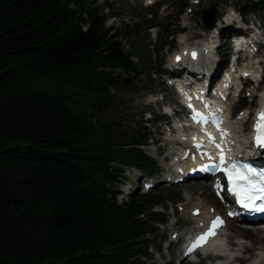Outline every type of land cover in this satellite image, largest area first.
Listing matches in <instances>:
<instances>
[{"label": "trees", "instance_id": "trees-1", "mask_svg": "<svg viewBox=\"0 0 264 264\" xmlns=\"http://www.w3.org/2000/svg\"><path fill=\"white\" fill-rule=\"evenodd\" d=\"M245 3L264 11V0ZM103 11L88 0H0V264H142L145 234L166 222L138 217L167 199L160 192L116 201L122 167H159L143 151L152 128L112 137L95 117L113 103V71L143 65L119 41L127 27L111 32ZM155 42V53L169 44Z\"/></svg>", "mask_w": 264, "mask_h": 264}, {"label": "rangeland", "instance_id": "rangeland-1", "mask_svg": "<svg viewBox=\"0 0 264 264\" xmlns=\"http://www.w3.org/2000/svg\"><path fill=\"white\" fill-rule=\"evenodd\" d=\"M214 1L217 3V6L215 10L216 20L213 27L207 30H200L198 27V17L200 16L202 8L206 6V0H187V6L184 12L180 11V5H185L186 3L184 0H88V5L90 7L95 6L104 9L103 13L106 16L105 27L110 29L111 32L123 30L124 26L127 27L125 29V35L119 38L122 44L128 46L125 49L123 48L125 52H130L132 49L131 45H133L138 49L139 53H143V65L139 64L136 59L132 60L135 64L137 62V74L128 75L120 70L113 71L114 74H119L120 76V79H118L116 84L109 90V97L113 103L100 106L98 111L94 113L95 117H98L109 126L113 131L112 137H115V133L118 135L120 134L118 128L121 130L127 127L136 128L141 124L142 126H152L151 132L154 134L157 142H153L154 137L149 138L150 142L143 148V151L158 162L160 174H157V180L163 179L161 176L170 171L175 162L174 155L178 153L180 147V145L176 143L178 142L176 138H179V135L177 133L171 132L172 134H170L168 132L171 131V127L175 128V123L171 125L168 120L167 122H160L154 125L152 119H149L158 115L165 116L157 103H154L152 99L158 102L160 97H165L168 103H174V97L171 96L173 90L166 85L165 80H163V78L167 77V73H169L167 68L171 69L172 56L183 47L195 46L199 50L200 58H204L205 62H209L210 64L209 57L213 54V57L218 59L222 65L223 58L221 56L226 51L223 50L222 46L219 48L217 47L219 44H224L226 41V30L232 27L233 22H236L238 25L235 31L238 29L245 31L237 19L246 22L249 26H256V23H258L264 28V23L258 22L264 20V11L252 9L250 5L248 6V3H245V0ZM252 1L255 2L256 0ZM241 4L245 7L243 11L248 7V10L242 15L237 11V6L240 7ZM148 20L151 21L152 25L150 26H152V28L147 26V24H149ZM214 28L215 34L212 38L210 31ZM220 35H223V41L218 38ZM155 39L157 40L155 44L158 45V47L162 45L161 41L163 39H165V42L169 43V45H165L161 51L155 53L151 47V44H153L151 42ZM195 41L196 43H194ZM207 47L210 48L211 53L206 55L203 51H205ZM199 60L204 61L203 59ZM251 60L252 64H250V67L253 64L256 65L254 66L255 69H252L254 75H256V71L262 72L264 69V46H261V49ZM247 62H249V60L245 61L244 65L248 64ZM263 89L264 82L258 90ZM247 92L252 96L249 97L242 93L238 102V107L242 105L238 111L240 112L238 116H241V112L244 113V110H247L248 107L254 106L257 103L258 93L253 83H251ZM161 93L164 94L161 95ZM253 93L255 94L254 97ZM160 103L163 104L162 101ZM147 104H149V107L146 106ZM144 112L148 114H144ZM146 119L150 121L148 124L144 123ZM164 119L168 118L165 117ZM231 120L230 124H232ZM233 122H235L233 126L239 125L237 120ZM247 124L248 122L241 127L244 128ZM156 128L158 133L156 132ZM121 170L124 172L125 179L115 188L117 202L121 200L126 201L132 196L145 193V190L142 188V182H144L145 179L153 180V176L141 174L133 167H122ZM193 185L199 186L197 192L193 191ZM146 191L149 193L160 192L167 199L162 205L153 206L145 210L139 215V218L143 220L151 212L161 211V207L164 210V216L168 218V222L165 225H155L158 231L154 238L149 241L150 243L148 246L153 249L155 256L156 254L159 256L160 252L167 254L162 256L161 261H159L161 264H176V259L179 257L178 247L182 242L183 235L194 226V222L191 221L193 217H189V211L193 205L197 204V196H200L201 200L205 201L207 205L215 208L218 212H220L222 206L211 194L209 184L206 183L188 182L170 187L166 184H160L156 188H150ZM188 196L191 197L189 202L187 201ZM176 208L181 211L176 210ZM172 212L174 215H172ZM173 220H175V224L172 226L171 223ZM231 225L234 226L235 224L231 223ZM171 227L174 231H172ZM172 232L181 235V237L177 240L173 239L174 242L169 243L170 233ZM235 241L236 240H234L232 244L233 248ZM160 243H163L165 246L163 250H160ZM167 243L170 247L164 250ZM249 247V249H240L247 250V254L249 255V258L243 255L245 264H251L258 252L257 244ZM236 255H239V253ZM152 258L153 256L150 258L142 257L139 258V260L143 264H153ZM183 264L188 263L184 262Z\"/></svg>", "mask_w": 264, "mask_h": 264}, {"label": "snow or ice", "instance_id": "snow-or-ice-1", "mask_svg": "<svg viewBox=\"0 0 264 264\" xmlns=\"http://www.w3.org/2000/svg\"><path fill=\"white\" fill-rule=\"evenodd\" d=\"M193 58H195V53H193ZM177 59H179V57H177ZM244 75L247 76L248 73H244ZM188 107L192 109L193 114L191 118L194 122L201 124L207 122V118L202 113L196 111L191 103L188 104ZM241 115H244V113H241ZM213 123H217L216 118L213 119ZM218 131L221 132L222 137L226 134L224 133V130L219 129V127ZM253 131L255 133L253 137L254 145L258 148L264 149V108L259 109L257 113L256 121L253 124ZM206 135L208 136L209 142L215 144L217 149H220L218 153L219 162L205 164L194 171L223 173L228 182L227 191L235 197L236 204L245 210L264 212V168L258 169L249 162H241L235 159L232 160L231 163H227L221 145L215 143V137H213L211 133H206ZM193 141L195 147L199 148L202 146V142L195 143V136L193 137ZM203 155L208 156L210 161L212 160V157L208 153H204ZM214 187L220 188L221 182L216 181ZM229 215L233 216L236 215V213L229 212ZM222 224V219L216 217L212 221L211 227L206 232L196 237V240L189 248V251H192L193 248L205 243L208 237L214 236L216 234L214 229Z\"/></svg>", "mask_w": 264, "mask_h": 264}, {"label": "bare ground", "instance_id": "bare-ground-1", "mask_svg": "<svg viewBox=\"0 0 264 264\" xmlns=\"http://www.w3.org/2000/svg\"><path fill=\"white\" fill-rule=\"evenodd\" d=\"M218 25V24H217ZM216 25V26H217ZM233 31V29H232ZM240 31H242L241 29H238L237 32L239 33ZM210 34H212V38L213 35L215 34V28L213 30L210 31ZM213 43V42H211ZM213 46V45H211ZM210 47V46H209ZM207 47L205 51V54H209L211 53L210 48ZM215 48V47H214ZM212 56V55H211ZM209 57V60L211 61L214 57L212 56ZM199 59H203L204 58H200V54L197 57V60ZM213 61L210 62V64H212ZM250 64H252V60L250 59L248 64L250 66ZM254 65V64H253ZM244 73V72H243ZM252 76H254V73L252 72ZM251 76V77H252ZM236 83V74H230L227 76V78L225 79V81H230L232 80ZM222 90V82L220 84H218L215 88V91H221ZM171 96H175V95H171ZM173 102H176V99L173 98ZM215 106H217V104L215 103ZM228 115V113H226ZM226 114L224 115V117L226 118ZM232 118L228 119V123H230V120ZM241 120H237V122H240ZM232 125V124H230ZM182 134V136H185L186 133H179L178 135ZM186 139V137L184 138ZM173 140L175 141V139L173 138ZM176 140H179V138H176ZM193 144V142H192ZM181 156V155H180ZM180 156H176L175 159V164L173 163L172 167L174 168V173L177 171V167L179 166V161H180ZM183 171V169H180L177 174ZM176 174V175H177ZM177 178L172 179V181H177ZM199 186L197 185H193V191L197 192ZM197 204L193 205L190 208V213L193 210H199V215L197 217H193L194 221H195V226L191 229H198L201 226H203L204 221L208 219V222H210L214 216L218 215L219 213L215 210V208L207 205V203L203 200L200 199V196H197ZM191 199L190 196L187 197V201L189 202ZM187 204V203H186ZM189 204V203H188ZM188 207V205H187ZM186 207V209H187ZM185 210V209H184ZM234 223L235 225L232 226L231 223ZM227 221L226 219H224L223 225L221 227L222 231H226V240H231L233 237L236 238L235 244H234V248L232 247L233 245H231L232 249H230L229 255L235 257L236 254L238 253V251L240 249H249V246H253L254 244L258 245L257 248V255L256 257L253 259L251 264H264V226H259V227H255V228H240L236 225L237 221L233 220V221ZM190 229V230H191ZM177 236H179V234H177ZM250 242V243H248ZM233 244V243H232ZM249 245V246H248ZM212 249L214 250H218V251H224L223 249V244L221 242H219V240L217 239L215 242L212 243L211 245ZM218 264H225V261L223 262H218Z\"/></svg>", "mask_w": 264, "mask_h": 264}, {"label": "water", "instance_id": "water-1", "mask_svg": "<svg viewBox=\"0 0 264 264\" xmlns=\"http://www.w3.org/2000/svg\"><path fill=\"white\" fill-rule=\"evenodd\" d=\"M206 1L207 7L202 10L200 16L198 17L199 27L203 30L211 29L216 20L215 10L217 3L211 2V0Z\"/></svg>", "mask_w": 264, "mask_h": 264}, {"label": "built area", "instance_id": "built-area-1", "mask_svg": "<svg viewBox=\"0 0 264 264\" xmlns=\"http://www.w3.org/2000/svg\"><path fill=\"white\" fill-rule=\"evenodd\" d=\"M124 48H127L126 45L124 46Z\"/></svg>", "mask_w": 264, "mask_h": 264}]
</instances>
